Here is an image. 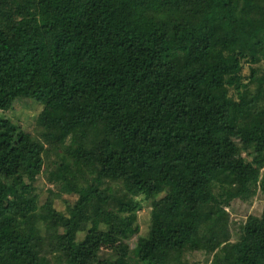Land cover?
Masks as SVG:
<instances>
[{"label": "trees", "instance_id": "trees-1", "mask_svg": "<svg viewBox=\"0 0 264 264\" xmlns=\"http://www.w3.org/2000/svg\"><path fill=\"white\" fill-rule=\"evenodd\" d=\"M18 98L40 139L0 118V264H264V202L228 213L264 192V0H0V110ZM47 153L67 215L35 194Z\"/></svg>", "mask_w": 264, "mask_h": 264}, {"label": "rangeland", "instance_id": "rangeland-1", "mask_svg": "<svg viewBox=\"0 0 264 264\" xmlns=\"http://www.w3.org/2000/svg\"><path fill=\"white\" fill-rule=\"evenodd\" d=\"M246 72V66L243 67V73ZM41 107L36 102L25 100L22 98L16 99L11 107L8 110H0V118L7 119L13 124L19 126L26 132H28L32 137L40 139V129L36 124V116L40 111ZM243 157V154L240 153L236 147H234L231 151L229 161L232 164H236L237 161ZM54 160L53 154L46 155L45 158V165L42 172L37 176L34 182L35 194L38 197L39 204L43 203L47 198L52 199L53 201V208L56 211L67 215L71 206H72V199L73 196L61 194L60 198L54 197V193H57V188L53 186L51 183L47 182V174L48 170L47 167L52 165ZM4 191L6 192L2 185H0V193ZM50 191V192H49ZM140 199V206L136 210V219L139 226V235H145L149 228L150 217H149V210H150V201L143 199L142 196H139ZM264 202V192H261L259 189L257 190L256 194L249 202H240V201H233L229 208V221L237 225L239 222L243 221L248 215H257L261 209L262 203ZM100 205L95 204L92 206L89 211L91 212L94 209H97ZM40 233L43 235L44 238V250L48 252L50 245H52V241H50V237L54 236V231L51 229H45L43 224L39 225ZM83 235V232L78 233V239H80ZM135 238L130 239L127 244L132 247L134 245ZM121 243L118 242L113 246H105L103 250L105 253H110L112 247H118ZM53 257H58L59 253L52 252ZM190 258L192 260L198 259L201 264L204 263V257L200 254L191 255Z\"/></svg>", "mask_w": 264, "mask_h": 264}]
</instances>
